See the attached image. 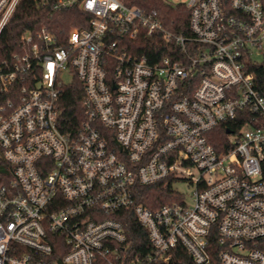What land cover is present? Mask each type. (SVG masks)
<instances>
[{
	"label": "built area",
	"instance_id": "built-area-1",
	"mask_svg": "<svg viewBox=\"0 0 264 264\" xmlns=\"http://www.w3.org/2000/svg\"><path fill=\"white\" fill-rule=\"evenodd\" d=\"M21 1L0 0V38ZM166 1L189 10V34L122 0H37L90 19L64 43L27 30L0 64V264H170L180 248L195 264H264V76L250 70L264 69V0ZM67 71L84 88L72 130ZM239 116L219 151L211 134ZM170 178L195 188L191 203L139 202ZM128 213L148 254L130 252Z\"/></svg>",
	"mask_w": 264,
	"mask_h": 264
},
{
	"label": "trees",
	"instance_id": "trees-1",
	"mask_svg": "<svg viewBox=\"0 0 264 264\" xmlns=\"http://www.w3.org/2000/svg\"><path fill=\"white\" fill-rule=\"evenodd\" d=\"M132 7H139L146 11H156L161 17L165 27L174 33H190L189 10L182 5H173L166 0H122ZM90 16L78 9L66 10L50 16L48 10L37 7V0H22L17 10L9 21L8 26L0 38V64L11 56V53L18 46L20 38L27 30H37L46 25L48 30L55 34L63 43L66 41L69 32L73 27L87 29ZM140 55L150 57V40L142 39ZM160 56L163 52H159ZM260 77L264 76V69L251 68ZM84 96L83 84L74 80L65 86L60 100V125L66 130L77 128L85 118V111L82 107ZM244 118L239 116L236 120L229 121L219 126L211 134V143L219 150H227V134L238 131L244 124ZM178 179L170 178L166 182L150 186L139 187V202L145 207L155 210L173 202H181L182 194L174 190V184ZM127 230L128 242L131 243V254H148L152 251L146 230L138 223L137 219L128 213L122 219ZM209 250L217 256L223 247L219 242L217 231L212 229L209 236ZM65 252V250H64ZM63 251L57 248L56 256L61 257ZM170 264H195L187 251L179 249L175 251Z\"/></svg>",
	"mask_w": 264,
	"mask_h": 264
},
{
	"label": "rangeland",
	"instance_id": "rangeland-1",
	"mask_svg": "<svg viewBox=\"0 0 264 264\" xmlns=\"http://www.w3.org/2000/svg\"><path fill=\"white\" fill-rule=\"evenodd\" d=\"M259 61L262 60V57L258 59ZM73 80V75L69 73L68 71L64 73L62 76V81L65 84L71 83ZM191 172L196 174L195 170L193 168H190ZM189 171V170H188ZM174 190L177 191L180 194H183L187 200L188 203L192 202L193 193L195 191V188L192 187L187 181H179L174 184Z\"/></svg>",
	"mask_w": 264,
	"mask_h": 264
}]
</instances>
